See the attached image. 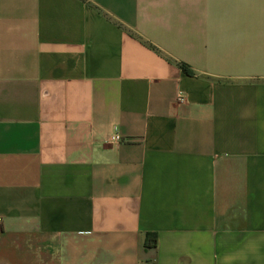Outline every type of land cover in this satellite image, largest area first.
<instances>
[{"label": "crops", "instance_id": "0c3cea01", "mask_svg": "<svg viewBox=\"0 0 264 264\" xmlns=\"http://www.w3.org/2000/svg\"><path fill=\"white\" fill-rule=\"evenodd\" d=\"M0 264H264V0H0Z\"/></svg>", "mask_w": 264, "mask_h": 264}, {"label": "trees", "instance_id": "16d2710c", "mask_svg": "<svg viewBox=\"0 0 264 264\" xmlns=\"http://www.w3.org/2000/svg\"><path fill=\"white\" fill-rule=\"evenodd\" d=\"M186 73L191 74V72L183 67ZM157 247V237L155 235H149L145 243V249H154Z\"/></svg>", "mask_w": 264, "mask_h": 264}, {"label": "built area", "instance_id": "2783aa9c", "mask_svg": "<svg viewBox=\"0 0 264 264\" xmlns=\"http://www.w3.org/2000/svg\"><path fill=\"white\" fill-rule=\"evenodd\" d=\"M178 101L183 102V98H182V97H179V98H178ZM113 137H114V139H115L116 141H118V140L120 139V137H119L117 134H115Z\"/></svg>", "mask_w": 264, "mask_h": 264}]
</instances>
